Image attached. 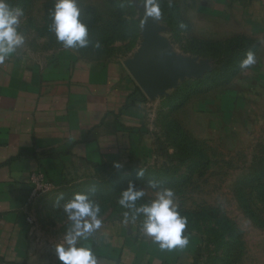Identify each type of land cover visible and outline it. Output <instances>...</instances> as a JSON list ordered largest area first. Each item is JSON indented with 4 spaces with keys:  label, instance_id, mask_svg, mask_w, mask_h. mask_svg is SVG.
<instances>
[{
    "label": "rangeland",
    "instance_id": "1",
    "mask_svg": "<svg viewBox=\"0 0 264 264\" xmlns=\"http://www.w3.org/2000/svg\"><path fill=\"white\" fill-rule=\"evenodd\" d=\"M7 2L24 13L18 29L24 54L74 53L128 72L150 23L166 47L154 67L165 66L173 54L196 68L195 75L154 98L134 81L135 99L141 98L132 110L136 152L117 164L68 172L51 182L52 189L33 200L39 204L40 239L63 241L71 224L64 202L88 193L102 221L93 234L115 232L161 250L143 233V217L125 224L127 209L118 204L129 182L145 193L138 206L151 202L156 190L149 182L156 181L173 190L187 218L183 235L189 243L170 250L174 263L264 264V0H76L88 28L85 48H64L56 40L51 31L56 0ZM152 3L159 5V18L149 14ZM248 52L256 63L243 69Z\"/></svg>",
    "mask_w": 264,
    "mask_h": 264
},
{
    "label": "crops",
    "instance_id": "2",
    "mask_svg": "<svg viewBox=\"0 0 264 264\" xmlns=\"http://www.w3.org/2000/svg\"><path fill=\"white\" fill-rule=\"evenodd\" d=\"M136 88L124 67L74 53L18 48L0 63V264H60L55 246L63 241L40 239L29 178L37 172L55 183L136 152ZM115 235L92 233L77 246L89 247L97 264H176L170 250Z\"/></svg>",
    "mask_w": 264,
    "mask_h": 264
},
{
    "label": "clouds",
    "instance_id": "3",
    "mask_svg": "<svg viewBox=\"0 0 264 264\" xmlns=\"http://www.w3.org/2000/svg\"><path fill=\"white\" fill-rule=\"evenodd\" d=\"M22 9H13L7 0H0V63L13 55L25 43V38L18 30ZM80 9L76 0H56L52 12L51 31L56 40L64 48H85L89 45L88 28L79 19ZM149 14L159 18V5H149ZM100 47L97 42L95 45ZM256 63L255 55L248 52L240 67L247 69ZM119 167V165H117ZM143 170L137 176H143ZM149 185L155 189V199L146 204L137 205V201L145 195L143 189H137L129 182L126 189L120 192L118 204L127 209L124 213V223H135L143 217L141 228L145 235L159 244L161 249L172 250L186 247L188 238L183 235L187 218L182 216L174 202V192L163 187L159 182L151 181ZM63 194L58 196L57 203L63 200ZM63 211L69 221L63 242L55 246V252L60 264H97V259L89 247L77 246L80 239H87L100 229L102 221L99 218L100 206L89 198L88 193H75L65 201Z\"/></svg>",
    "mask_w": 264,
    "mask_h": 264
},
{
    "label": "water",
    "instance_id": "4",
    "mask_svg": "<svg viewBox=\"0 0 264 264\" xmlns=\"http://www.w3.org/2000/svg\"><path fill=\"white\" fill-rule=\"evenodd\" d=\"M143 37V43L127 69L147 97L162 96L184 76L195 75L196 68L192 62L178 59L173 54L168 55L165 66L154 67V62L164 54L166 47L159 45L156 30L150 23L144 26Z\"/></svg>",
    "mask_w": 264,
    "mask_h": 264
},
{
    "label": "built area",
    "instance_id": "5",
    "mask_svg": "<svg viewBox=\"0 0 264 264\" xmlns=\"http://www.w3.org/2000/svg\"><path fill=\"white\" fill-rule=\"evenodd\" d=\"M30 193L28 201L32 202L40 195L49 192L52 189V183L48 181L44 174L34 173L29 178Z\"/></svg>",
    "mask_w": 264,
    "mask_h": 264
},
{
    "label": "trees",
    "instance_id": "6",
    "mask_svg": "<svg viewBox=\"0 0 264 264\" xmlns=\"http://www.w3.org/2000/svg\"><path fill=\"white\" fill-rule=\"evenodd\" d=\"M136 97H135V94H134V96H131L130 97V101H129V106L130 107H133L134 105H135V103H137L138 102V100H140L141 98H138V99H135Z\"/></svg>",
    "mask_w": 264,
    "mask_h": 264
}]
</instances>
